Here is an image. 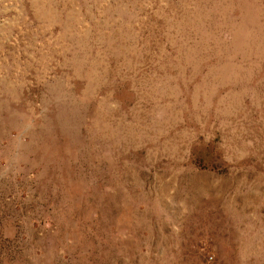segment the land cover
<instances>
[{
  "label": "rangeland",
  "instance_id": "rangeland-1",
  "mask_svg": "<svg viewBox=\"0 0 264 264\" xmlns=\"http://www.w3.org/2000/svg\"><path fill=\"white\" fill-rule=\"evenodd\" d=\"M0 264H264V0H0Z\"/></svg>",
  "mask_w": 264,
  "mask_h": 264
}]
</instances>
